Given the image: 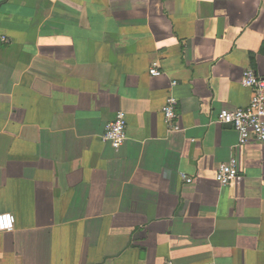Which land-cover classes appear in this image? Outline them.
I'll list each match as a JSON object with an SVG mask.
<instances>
[{"label":"crops","instance_id":"0c3cea01","mask_svg":"<svg viewBox=\"0 0 264 264\" xmlns=\"http://www.w3.org/2000/svg\"><path fill=\"white\" fill-rule=\"evenodd\" d=\"M248 68L264 0H0V264H264V142L215 122Z\"/></svg>","mask_w":264,"mask_h":264},{"label":"built area","instance_id":"2783aa9c","mask_svg":"<svg viewBox=\"0 0 264 264\" xmlns=\"http://www.w3.org/2000/svg\"><path fill=\"white\" fill-rule=\"evenodd\" d=\"M150 74L153 76L162 74L157 62L151 66ZM176 83L177 81H174L173 85ZM241 83L252 90L249 104L234 111L219 110L215 122L234 128L239 134L240 145H245L250 140L264 142V76L259 75L252 68H248L243 72ZM177 109L178 99L173 95L169 96L163 107V115L170 131L182 130L178 122ZM127 125L126 113L122 110L118 111L114 119L106 124L102 141L110 144L114 149L121 148L127 140ZM238 172L239 160L234 156L228 162L220 164L216 179L220 186H227L237 177ZM182 177L188 183L194 182V179L187 174L183 173ZM14 227L15 216L10 212L0 213V232L11 231Z\"/></svg>","mask_w":264,"mask_h":264}]
</instances>
